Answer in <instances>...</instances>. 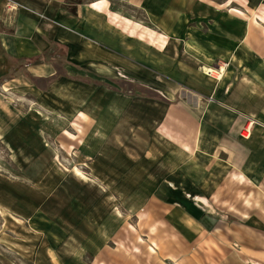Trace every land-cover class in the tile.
<instances>
[{"label":"crops","instance_id":"crops-1","mask_svg":"<svg viewBox=\"0 0 264 264\" xmlns=\"http://www.w3.org/2000/svg\"><path fill=\"white\" fill-rule=\"evenodd\" d=\"M64 1L0 0V76L20 66L23 73L7 78L14 84L24 83L25 72L32 78L53 76L60 49L69 74L123 78L156 92L166 103L127 96L118 113L105 118L102 112L114 93L102 86L87 89L89 99L76 114L78 141L87 137L131 154L142 147L139 135L151 127L147 133L161 139L163 150L181 157L176 171L182 182L171 186L181 196L132 207L127 240L118 235V216L89 213V207H100L89 204L94 201H20V210H28L23 215L44 238L32 263L264 264V6L254 17H234L232 8L219 16L214 11L202 29L200 8H188L190 25L184 0H175L176 5L169 0ZM224 1V6L232 2ZM38 55V63L21 60ZM181 87L210 100L203 106L197 99L191 105L182 98L169 102L165 96L179 94ZM99 95L107 100L98 101ZM105 119L110 124L103 136ZM148 120L147 127L142 121ZM97 150L104 158L100 146ZM186 174L193 175L187 185ZM185 189L205 201H186ZM56 232L68 234L59 247L46 240ZM109 237L113 245L106 243Z\"/></svg>","mask_w":264,"mask_h":264},{"label":"rangeland","instance_id":"rangeland-1","mask_svg":"<svg viewBox=\"0 0 264 264\" xmlns=\"http://www.w3.org/2000/svg\"><path fill=\"white\" fill-rule=\"evenodd\" d=\"M224 2L184 0L185 15L190 18L187 20L188 24L192 25L194 21L193 15L187 14L191 12L188 8H200L201 28L207 29L208 23L214 19V11H217L219 16L225 13L226 8H232L234 17L240 14L254 17L256 8L259 5L264 6V0H232L227 6H224ZM169 5H176L175 0H169ZM214 5L218 7L212 9ZM133 14L137 18L142 16L140 11H134ZM260 23L264 26L263 21ZM221 26L225 24L222 22ZM57 53L59 57L52 62L53 76L32 79L25 77L24 83L20 84L10 82L7 78L24 72L21 66L19 69L9 68L0 76L2 264H33L32 258L44 244L43 235L33 228L31 217L23 215L28 210H20V201L21 203L43 201L45 205L48 201H94L89 204H99L100 207L98 209L89 207V213L106 217L114 214L118 216L120 222L122 221L121 234L118 235L120 239L127 240L126 227L132 207L139 205L141 201H178L181 196L180 190L171 189L172 185L177 186L178 180L182 182V175L176 171V164L180 162L181 157L177 156L174 150L170 152L163 150L161 139L157 137L153 139L151 132L147 133L151 127L139 135L141 139L137 143L142 147H137L131 154L121 151L125 149L124 147L104 146L103 141L98 143L91 138L88 141L87 137L81 143V134H77L81 128V121L76 119V114L89 99L90 93L87 89L102 86L114 93L109 100L107 96L102 98L99 95L98 101L108 102L102 112L105 118L116 115L118 106H122L130 96L166 103L160 95L123 78H97L84 76L80 72L69 74L61 60L60 49ZM172 84L173 81L168 79V87ZM87 86L89 87L86 88ZM196 96L198 95L189 87H181L179 94L165 97L171 103H177L182 98L183 102L189 105L197 99L201 101L202 106L210 100L209 96L199 95L198 98ZM153 112L156 118L158 111ZM74 122H77L79 127H75ZM109 122L105 119L101 124L103 136V131L105 134L108 131ZM151 122L142 121L147 127L148 124L152 125ZM95 127L93 135L96 134ZM243 129L244 127L241 131ZM67 133L73 134V137H69ZM98 146L105 155L104 158L96 154ZM190 165L185 163L184 169L190 170ZM192 177V174L184 175L185 185L188 184L187 181H192ZM184 192L186 201H205L203 196L198 198V193L194 199L191 190L185 189ZM46 209L51 211L52 215V207ZM50 235L52 234L48 237L46 235V240L57 241V246L68 239V234L63 232H56L54 234L56 237L52 236V239L49 238ZM106 243L113 245L112 237H109ZM91 254L90 250L88 255Z\"/></svg>","mask_w":264,"mask_h":264},{"label":"trees","instance_id":"trees-1","mask_svg":"<svg viewBox=\"0 0 264 264\" xmlns=\"http://www.w3.org/2000/svg\"><path fill=\"white\" fill-rule=\"evenodd\" d=\"M65 3H72L73 2V0H65L64 1ZM1 29H4V30H7V29H5L4 27H2ZM9 31H10V29H8ZM22 61H23V63H27V64H34V63H38V62H40V57H39V55L38 56H35V57H31V58H23V59H21ZM28 78H30V79H32V77H30L28 74H27V72H25L24 73Z\"/></svg>","mask_w":264,"mask_h":264}]
</instances>
